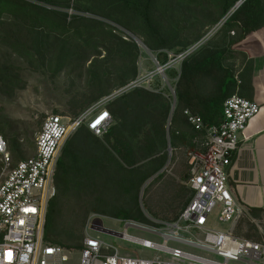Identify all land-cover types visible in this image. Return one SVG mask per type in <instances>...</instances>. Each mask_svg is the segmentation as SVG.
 Masks as SVG:
<instances>
[{
  "label": "trees",
  "instance_id": "16d2710c",
  "mask_svg": "<svg viewBox=\"0 0 264 264\" xmlns=\"http://www.w3.org/2000/svg\"><path fill=\"white\" fill-rule=\"evenodd\" d=\"M238 1L0 0V23L4 15L22 22L29 33L31 44L12 37H1V40L32 66L47 67L56 74L69 62L77 64L80 61L84 63L89 61L88 53L91 50L98 54L102 49L107 52L101 59L94 58L88 66L94 92L91 104L111 94L114 87L118 89L138 78L139 45L132 37L100 18L97 19L98 17L117 23L132 32L133 36L141 37L147 47L156 52V58L162 65L170 60L165 49L171 50L177 46L180 47L177 52L184 53L202 36L190 38L196 31L209 27L216 28L219 25L221 27L212 40L182 60L180 71L176 72L178 79L175 86L177 96L175 106L171 105L163 93H155L137 86L107 104L114 122L104 137L95 136L83 125L67 141L55 173L56 194L50 200L47 210L45 222L47 242L77 249L82 246V244L73 246L59 237L55 227L59 201L87 186L93 178L101 176L106 167L117 166L122 169L120 173L126 171L130 176H134L138 168L130 169L122 165L112 156L110 150L114 149L124 163L134 166L137 160L132 159L120 148L121 142H124L128 135L133 138L136 132L144 129L148 130L149 137L152 134L150 140L153 141L152 152H155L146 156V159L152 157L148 163L153 167L141 178V183L165 164L167 154L165 151L161 153L157 144L163 145L164 150L169 146L173 151L186 146L190 148L186 153L191 149L203 150L200 142L204 131L196 129L188 121L184 111L188 109L199 115L206 125L220 123L223 120L224 101L235 94L237 88L234 62L236 63L239 58H242V62L246 60L245 52L236 49L235 46L249 35L261 36L264 33V0H244L232 11ZM67 9L74 12L70 13ZM47 52H51L48 59L44 55ZM115 57L121 64H116L115 73L110 74L107 67H113L111 63L115 61ZM18 75L14 66H0V81L9 83L13 88L19 87L22 83ZM112 77L114 83H111ZM57 112L55 114H61ZM128 125L131 127L129 134L125 132ZM0 135L8 142L12 166L27 158L19 153L14 135L5 134L2 126ZM105 158L107 166H103ZM1 168L0 163V172ZM184 178L186 180L190 178V169L185 172ZM178 200L179 196L172 195L167 201ZM179 214L173 219H177ZM111 215L139 222L146 219L145 216L135 218L133 212L123 209L111 212ZM249 226L251 232H248L247 238H254L253 235L258 238L252 223H249ZM240 231L239 224L234 232L238 234Z\"/></svg>",
  "mask_w": 264,
  "mask_h": 264
},
{
  "label": "built area",
  "instance_id": "2783aa9c",
  "mask_svg": "<svg viewBox=\"0 0 264 264\" xmlns=\"http://www.w3.org/2000/svg\"><path fill=\"white\" fill-rule=\"evenodd\" d=\"M189 51L179 57L184 59ZM140 81L138 77L115 89L77 116L47 115L37 131L34 154L15 166L8 142L0 135V264H67L76 251L80 253V264H264L263 227L259 226L260 241L233 232L234 225L249 210L233 195L229 175L240 141L248 138L246 129L261 111L256 101L239 94L224 101L223 120L218 124L206 125L199 115L184 111L188 121L204 131L200 142L204 150L188 152L187 184L191 196L177 219H153L151 223L124 219L123 229L115 230L106 227L101 218L88 229L154 250L157 252L154 257L122 249L88 230L78 249L46 241L48 205L56 194L55 173L67 141L83 125L95 136L104 137L114 122L107 104L140 86ZM215 211L216 225L230 224L229 229L210 225ZM129 228L147 231L162 241L131 235Z\"/></svg>",
  "mask_w": 264,
  "mask_h": 264
},
{
  "label": "rangeland",
  "instance_id": "374dc122",
  "mask_svg": "<svg viewBox=\"0 0 264 264\" xmlns=\"http://www.w3.org/2000/svg\"><path fill=\"white\" fill-rule=\"evenodd\" d=\"M67 10L71 13L74 12L72 9ZM78 13L91 16L88 13ZM99 18L117 27L122 33H126L135 41L133 36H131L132 32L129 30L106 18L98 17L97 19ZM16 21L18 20L9 15H4L0 23V66H14L16 74H19L18 76L22 79V83L16 88H13L7 82L0 81V126L4 128L5 134L14 135L18 142L19 153L24 157H30L35 152L34 141L37 131L47 115L58 111L57 113H61V115L74 116L94 104H91L93 101H90L94 92L92 91L88 66L94 58L101 59L107 55V52L102 49L101 53L98 54L91 50L88 53L90 56L89 61L85 63L80 61L77 64L69 62L61 71L53 74L47 67L32 66L25 58L14 53L9 46L3 43L1 37L19 38L31 44L29 33L24 24ZM162 23L164 24L163 20ZM220 28L219 25L216 28L209 27L202 31H196L190 38L202 36L189 46L191 51L188 54H192L201 45L212 40ZM124 38L128 39L126 36ZM136 38L139 41L137 44L140 49L137 61L138 77L141 80L139 87L155 93H163L171 105L175 106L177 101L175 86L178 79L176 72L180 71L183 60L179 57L182 53L177 52L180 47L176 46L171 50L165 49L164 51L169 53L170 60L167 64L162 65L156 58V52L147 47L141 37ZM202 39L204 40L201 41ZM44 55L48 59L51 52H47ZM114 60L111 63L113 67H107V71L110 74L115 73L116 64H121L117 57ZM241 61L242 58H239L236 61V65L234 62L236 70L240 67ZM160 67L162 68L161 70ZM111 83H114L113 77ZM115 88L113 89L115 90ZM127 128L125 132L129 134L130 125ZM151 138L152 134L149 137L148 130L144 129L136 132L133 138L128 135L124 142H121L120 148L125 154H129L132 159L137 160L134 166L124 163L114 149H110L112 156L120 161L122 165L130 169L132 167L138 168L134 176H130L126 171L125 173H120L122 169L117 166L106 167L103 170V174L93 178L95 180L92 179V182L87 186L60 199L55 227L61 239L73 246L82 244L86 231L101 218L106 227L122 230L125 218L121 217L119 219L122 221H117L112 218L118 217L111 215V212L120 209L130 210L135 218L145 216L144 223H151V220L157 218L169 221L174 220V216L180 213L188 204L191 196V191L187 184L188 180L184 178L185 172L190 169L189 155L186 153L190 148L182 146L173 151L168 146L164 150L163 145L157 144L160 152L165 151V154H167L165 164L160 170L154 171L155 173L153 172L145 182L141 183V178L146 176L153 167L148 163L152 157L146 159V156L155 152H152L153 141L150 140ZM108 147L111 148L110 146ZM14 160L16 159L14 158ZM106 162L107 159L105 158L103 166H107ZM160 174L161 176H159ZM158 176L159 178H157ZM172 195L179 196V200L177 202L167 201ZM216 221L217 211L214 212L209 223L212 227H215ZM218 226L227 229L229 224L218 223ZM218 226L216 225V227ZM88 232L94 236L100 235L108 243L119 245L122 249L136 252L142 257L151 258L157 254L154 250L115 238L106 233H100L92 229L88 230ZM248 232H251L249 228ZM128 233L140 238L162 241V238L144 230L129 228ZM217 259L221 260L220 258ZM67 264H80V253L76 251V253L72 254ZM232 264L241 263L232 262Z\"/></svg>",
  "mask_w": 264,
  "mask_h": 264
},
{
  "label": "crops",
  "instance_id": "0c3cea01",
  "mask_svg": "<svg viewBox=\"0 0 264 264\" xmlns=\"http://www.w3.org/2000/svg\"><path fill=\"white\" fill-rule=\"evenodd\" d=\"M236 46V49L245 52L246 60L241 61L235 72V94L256 101L261 106V111L249 123L245 132L248 138L240 141L229 175L233 195L249 210V214L234 225L233 232L240 224V233L234 234L260 241L262 235L259 226L264 229V33L261 36L249 35ZM249 223L254 226L258 238L254 235V238H247ZM230 227L229 224L227 229Z\"/></svg>",
  "mask_w": 264,
  "mask_h": 264
},
{
  "label": "water",
  "instance_id": "95a60500",
  "mask_svg": "<svg viewBox=\"0 0 264 264\" xmlns=\"http://www.w3.org/2000/svg\"><path fill=\"white\" fill-rule=\"evenodd\" d=\"M243 1L244 0H239L237 3H236V5H235V7L232 9V11H234L236 8H238L242 3H243ZM231 11V12H232ZM131 36H133L132 34H131ZM133 38L135 39V41L137 42V43H139V41L137 40V38L135 37V36H133ZM205 39V38H204ZM204 39H202L201 41H203ZM200 41V42H201ZM190 51H191V49H190ZM162 68L160 67V70H161Z\"/></svg>",
  "mask_w": 264,
  "mask_h": 264
},
{
  "label": "snow or ice",
  "instance_id": "6c2138e0",
  "mask_svg": "<svg viewBox=\"0 0 264 264\" xmlns=\"http://www.w3.org/2000/svg\"><path fill=\"white\" fill-rule=\"evenodd\" d=\"M34 211V210H33Z\"/></svg>",
  "mask_w": 264,
  "mask_h": 264
}]
</instances>
